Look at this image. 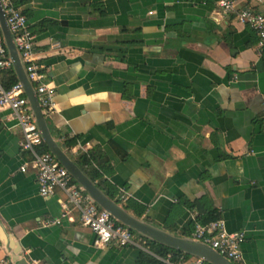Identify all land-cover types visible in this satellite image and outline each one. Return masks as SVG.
<instances>
[{
  "label": "crops",
  "instance_id": "0c3cea01",
  "mask_svg": "<svg viewBox=\"0 0 264 264\" xmlns=\"http://www.w3.org/2000/svg\"><path fill=\"white\" fill-rule=\"evenodd\" d=\"M217 1L30 0L19 8L55 90L49 129L80 168L170 232L191 237L193 216L206 223L214 213L228 231L245 232V264H264V47ZM20 139L0 108V264L18 251L30 264H135L138 249L150 253L142 239V248L96 246L77 210L52 224L66 198L40 196L34 169L20 170Z\"/></svg>",
  "mask_w": 264,
  "mask_h": 264
},
{
  "label": "built area",
  "instance_id": "2783aa9c",
  "mask_svg": "<svg viewBox=\"0 0 264 264\" xmlns=\"http://www.w3.org/2000/svg\"><path fill=\"white\" fill-rule=\"evenodd\" d=\"M0 4L14 43L24 62L28 78L34 85L38 102L44 115L48 116L55 110L52 100L55 90L43 81L44 75L36 63L35 36L29 30L27 17L13 0H0ZM217 5L223 14H230L235 22L251 28L258 37V48L262 50L264 47V3L261 0H218ZM10 68H12V60L0 36V76ZM0 108L10 111L21 132L20 149L27 154V159L20 170L25 172L28 166L34 169L40 196L52 198L60 191L66 198L61 200V216L52 224H61L64 218L69 217L71 210H77L81 225L89 228L95 235L96 246L142 248L133 238L132 231L116 222L77 186L69 172L52 153L42 151L44 142L41 132L19 81L9 88H5L0 81ZM193 222L194 228L191 232L193 239L208 244L233 264H245L242 251L245 241L244 231H228L225 221L221 218L201 223L196 216H193ZM189 257L193 259V264H209L202 258ZM163 261L167 264L172 263L170 256ZM179 261L186 262L187 258L182 256ZM1 264L10 263L2 261Z\"/></svg>",
  "mask_w": 264,
  "mask_h": 264
},
{
  "label": "water",
  "instance_id": "95a60500",
  "mask_svg": "<svg viewBox=\"0 0 264 264\" xmlns=\"http://www.w3.org/2000/svg\"><path fill=\"white\" fill-rule=\"evenodd\" d=\"M264 3V0H261ZM0 33L8 55L12 60V68L17 80L22 84L25 95L31 106L41 137L48 151L69 172L77 186L84 191L101 209L106 211L116 222L125 226L134 234L147 240L168 246L174 250L189 256L202 258L209 264H233L229 259L219 254L208 244L170 232L154 225L144 218L129 212L122 204L111 198L80 168V166L69 156L67 151L52 135L47 116L44 115L38 102L33 83L28 78L24 62L14 43L13 37L6 23L4 12L0 4ZM12 257V264H30L26 257L20 255Z\"/></svg>",
  "mask_w": 264,
  "mask_h": 264
},
{
  "label": "trees",
  "instance_id": "16d2710c",
  "mask_svg": "<svg viewBox=\"0 0 264 264\" xmlns=\"http://www.w3.org/2000/svg\"><path fill=\"white\" fill-rule=\"evenodd\" d=\"M13 1L15 5L19 7L29 2L30 0H13ZM0 81L5 88H9L13 84L17 83L18 80H17L15 72L13 71V68L5 70L0 76ZM74 144H75V141L72 140L71 142H69L68 145L71 147ZM42 151H48L45 144H43L42 146ZM79 159H81L82 162L89 164L90 157L88 154L80 155ZM97 186L101 188L100 184H97ZM105 192L111 198H113L112 194L108 193L107 191ZM217 218L218 217L214 213H210L206 218L202 220V222L207 223L209 221L216 220ZM139 238L145 242V245L150 253L145 252L141 249H138L139 256L135 264H166L163 260L167 259L169 256H170V261L175 264L179 260L180 257L182 256L184 258L189 257V255L179 252L177 250H174L168 246L155 243L153 241L147 240L144 237H139Z\"/></svg>",
  "mask_w": 264,
  "mask_h": 264
},
{
  "label": "rangeland",
  "instance_id": "374dc122",
  "mask_svg": "<svg viewBox=\"0 0 264 264\" xmlns=\"http://www.w3.org/2000/svg\"><path fill=\"white\" fill-rule=\"evenodd\" d=\"M140 236L138 235V234H134V236H133V238L135 239V240H141L140 238H139Z\"/></svg>",
  "mask_w": 264,
  "mask_h": 264
}]
</instances>
